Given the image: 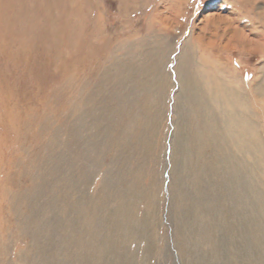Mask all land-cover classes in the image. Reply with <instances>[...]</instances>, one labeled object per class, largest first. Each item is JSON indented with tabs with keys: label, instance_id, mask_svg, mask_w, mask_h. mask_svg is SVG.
Returning a JSON list of instances; mask_svg holds the SVG:
<instances>
[{
	"label": "rangeland",
	"instance_id": "374dc122",
	"mask_svg": "<svg viewBox=\"0 0 264 264\" xmlns=\"http://www.w3.org/2000/svg\"><path fill=\"white\" fill-rule=\"evenodd\" d=\"M259 141L264 0H0L4 264H264Z\"/></svg>",
	"mask_w": 264,
	"mask_h": 264
},
{
	"label": "bare ground",
	"instance_id": "6f19581e",
	"mask_svg": "<svg viewBox=\"0 0 264 264\" xmlns=\"http://www.w3.org/2000/svg\"><path fill=\"white\" fill-rule=\"evenodd\" d=\"M240 119L242 120L243 118L240 117ZM248 131H250V130L248 129ZM246 140H249V139H243L242 142L245 143L246 145H248L249 141L246 142ZM258 140H260V139H258ZM259 143L261 144V141L258 142V145L259 146H258V150L257 151L260 152V155H263L264 154L263 153L264 152V146H260ZM260 163H261V161H260ZM145 198H146V201L148 202V204L146 205L145 217L142 220L141 227H140V229L138 231H139V235L142 238L143 237H146V236L147 237L150 236V238H151L152 237V234L149 235V233H147V230L151 233V231H152V228L151 227L153 225V221H152L153 220V215H152L153 212L151 211L152 208H151V206L149 204V203H151V197H148L147 196ZM130 214H131V212L127 210V212H125V216L126 217L124 218L123 221H121V223H119L120 227H118V229L121 228V231L118 232L119 235H118V241L117 242L115 240H113V238L112 239L111 238H105L102 241V245H100L99 248H96L95 250H93V251L97 252V254H98L97 260L104 259V263L103 264H111V261L117 262L119 260V254L122 252V249H123L122 248L123 247L122 246V243H119V240H121V239H123V240H125V239L126 240L131 239L133 237V234L136 233V231L133 232V229L135 230V221L134 222L131 221L132 219H131V215ZM104 216H106V215H104ZM101 221H103V220H101ZM103 223H106V220ZM231 228H233V227H231ZM122 231H123V233H122ZM127 231H130L132 233V235H130V234L127 235L126 234ZM3 247L4 246H2V248ZM152 247H153V239H152V241H150V240L148 241L147 248L144 251V255H143L144 257H146L149 252H152L154 250V248H152ZM2 248H0V264H4L3 261H2V259H1L2 258L1 255H2V252H3V251H1V250H3ZM183 254L186 257L187 256V251L185 250V252H183ZM112 257H113L114 260H112V259L110 260V258H112ZM19 260L20 259H18V261ZM19 262H21V261H19ZM131 264H138V263H131Z\"/></svg>",
	"mask_w": 264,
	"mask_h": 264
}]
</instances>
